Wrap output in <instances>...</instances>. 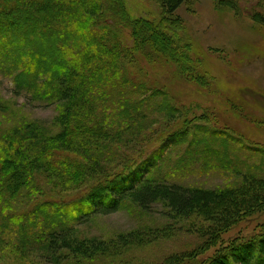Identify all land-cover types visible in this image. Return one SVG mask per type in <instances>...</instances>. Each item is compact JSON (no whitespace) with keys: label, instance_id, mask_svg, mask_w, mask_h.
Instances as JSON below:
<instances>
[{"label":"trees","instance_id":"1","mask_svg":"<svg viewBox=\"0 0 264 264\" xmlns=\"http://www.w3.org/2000/svg\"><path fill=\"white\" fill-rule=\"evenodd\" d=\"M186 1L155 0L161 11L151 19L136 16L125 0H0V73L11 78L16 94L57 109L51 125L25 120L0 135V257L37 249L53 264L109 261L119 249L143 245L142 232L99 240L78 237L75 227L129 204L144 211L161 204L167 217L201 237L184 260L170 262L183 264L215 248L237 221L264 209V167L256 170L261 178L236 172L238 185L216 189L153 174L156 153L176 140L170 133L149 151L147 113L152 109L168 120L182 110L166 91L149 92L137 57L172 59L175 75L190 77L185 66L199 63L192 61L191 44L179 35L183 22L174 15ZM212 1L242 15L241 0ZM256 1L259 9L250 17L264 25V0ZM196 76L195 85L214 91L206 72ZM156 97L154 108L150 100ZM187 126L178 131L179 143L205 131L194 124L189 134ZM207 129L210 137L192 143L205 150L200 155L207 164L204 155L222 156L218 166L224 168L225 153L237 140L219 127ZM258 151L263 163L264 150ZM199 263L264 264V232L231 240Z\"/></svg>","mask_w":264,"mask_h":264},{"label":"rangeland","instance_id":"2","mask_svg":"<svg viewBox=\"0 0 264 264\" xmlns=\"http://www.w3.org/2000/svg\"><path fill=\"white\" fill-rule=\"evenodd\" d=\"M125 1L136 16L152 19L161 11L155 0ZM256 4V0H241L239 9L242 15L217 7L212 0L186 1L175 11L174 15L183 22L179 35L191 44V59L199 63V68L196 64L192 65L193 68L185 66L184 72L190 73V77L175 75L176 66L171 63L172 59L168 62L158 58L148 61L137 57L149 92L153 88L166 91L171 105L182 110L175 111L174 118L168 120L156 115L152 109L147 113L146 117L151 120L144 138L153 142L149 151L158 147L170 133L175 132L171 139L176 140V143L165 141L166 146L156 153L160 158L153 169L154 176L211 189L238 185L242 178L236 176V172L247 175L251 171L258 178L263 176L256 170L264 167V159L261 163V152L258 151L264 150V25L250 17L259 9ZM202 71L211 77L213 92L195 85L196 74ZM26 97L16 94L11 78L0 73V103L4 105L0 110V135L3 130L25 120L52 124L57 114L55 106L41 105ZM159 100L160 97L151 99L150 105L155 108ZM194 124L203 126L205 131H196L195 136L188 135L185 142L179 143L182 135L178 131L188 125L183 131L190 134L194 132ZM212 127H219L237 140L231 144V154L225 153L228 164L224 168L218 166L222 156L204 155L211 160L207 164L200 155L205 150L192 143L201 136L210 137L207 128ZM145 140L142 138L139 146ZM165 212L161 204L146 211L129 204L125 209L77 225L75 234L80 238L108 240L119 233L142 232L145 240L141 246L119 249L109 261L94 257L81 264H171V260L194 251L201 242L200 235L186 229L187 225L181 221L167 217ZM4 214L0 211V222ZM52 218L61 219L58 216ZM263 232L264 209L237 221L221 235L215 248L195 256V262L187 260L183 264H200L231 240L247 241L258 238ZM9 252L7 256L2 254L0 264H53L37 249L23 254L19 250Z\"/></svg>","mask_w":264,"mask_h":264}]
</instances>
